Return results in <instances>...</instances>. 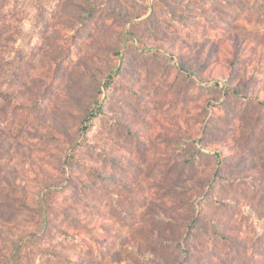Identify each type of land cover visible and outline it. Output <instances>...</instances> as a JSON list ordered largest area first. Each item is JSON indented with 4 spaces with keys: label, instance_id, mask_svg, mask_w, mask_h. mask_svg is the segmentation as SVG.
I'll list each match as a JSON object with an SVG mask.
<instances>
[{
    "label": "rangeland",
    "instance_id": "rangeland-1",
    "mask_svg": "<svg viewBox=\"0 0 264 264\" xmlns=\"http://www.w3.org/2000/svg\"><path fill=\"white\" fill-rule=\"evenodd\" d=\"M0 264H264V0H0Z\"/></svg>",
    "mask_w": 264,
    "mask_h": 264
},
{
    "label": "trees",
    "instance_id": "trees-1",
    "mask_svg": "<svg viewBox=\"0 0 264 264\" xmlns=\"http://www.w3.org/2000/svg\"><path fill=\"white\" fill-rule=\"evenodd\" d=\"M112 72H113V71H112ZM112 72H111V74H112ZM115 76H117V73H115L114 77H115ZM112 77H113V76H112ZM112 77H110V79H111ZM232 91H233L235 94H237V95L240 94L239 91H238L235 87L232 88ZM93 114H94V113L92 112L91 115H88L87 120H90L92 117L94 118L95 115H93ZM84 122H87V121H84Z\"/></svg>",
    "mask_w": 264,
    "mask_h": 264
}]
</instances>
